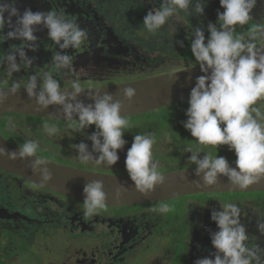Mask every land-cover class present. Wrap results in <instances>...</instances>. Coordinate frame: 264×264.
<instances>
[{"label":"flooded vegetation","instance_id":"flooded-vegetation-1","mask_svg":"<svg viewBox=\"0 0 264 264\" xmlns=\"http://www.w3.org/2000/svg\"><path fill=\"white\" fill-rule=\"evenodd\" d=\"M21 1L17 0L16 3L21 13L28 8L35 12L37 5L41 4L42 12L54 10L63 13L68 19H75L86 30L87 39L79 49L64 50L73 57V68L55 72L52 58L60 49L48 38L47 29L38 30L35 33L39 38L38 50L33 52L25 49L29 57L36 58L34 63L31 66L21 65V70L12 76L7 75L6 64L0 66V90L9 89L13 83L19 84V89L24 88L33 74L41 82L43 74L47 72H52L65 90H71L70 83L77 78L84 89H93L160 75L157 73L164 65L159 67V62L168 57L161 53L162 48L173 46L184 50L191 41L195 27L204 25L206 28L209 22L216 23L217 11H223L219 0H207L203 16L196 15L194 11L188 15L181 10L160 30L149 33L136 24L141 22V18L143 21L149 10L158 8L160 0H41L36 1L35 5L27 3L28 7L23 6ZM251 15L253 19L248 24L236 25L235 28L249 30L256 25L264 26V0H258ZM8 30L6 26L5 32ZM205 35L207 37L208 33L205 32ZM178 41H183L184 46L181 47ZM22 46L19 40L0 42V58L5 57L13 47ZM257 46H264V39L259 40ZM147 74L149 76L145 77ZM9 121L15 126L14 130L9 129ZM45 123L56 124L59 131L48 136L42 127ZM69 123L64 119L2 113L0 137L14 148L26 140L37 141L40 145L38 154L50 163L107 175L128 176L125 158L132 140L129 142L131 144L127 142L124 149L118 151L120 159L113 167L94 163L83 165L70 145L83 141L91 149V141L86 139V133L90 135L95 131V126L78 132ZM163 137L159 135L154 146ZM165 145L167 147V143ZM168 149L174 151L170 157L173 161L159 155H154V158L159 160L160 169L177 171V162H183L184 155L175 147ZM189 166L191 164L186 163L181 170L191 169ZM263 192H253L255 195L247 197L228 195L232 193H210L219 195L196 198L192 197L195 195H188L161 202L106 206L97 215L86 217L83 214V202L65 198L0 169V211L3 215L0 218V255L5 264L11 263L8 252L13 247H5V239L1 235L5 232L13 235L14 244L22 241V247L25 244L32 246L36 254L55 255L41 264H194L198 258L208 257L215 251L210 231L218 229L211 220V211L220 210L219 204L225 202L237 203L241 208V222L248 231L249 241L246 243L249 247L254 244L264 247V235L257 230V223L264 222V198L258 195ZM162 204H168L170 211L160 213L158 209ZM154 208L157 211H153ZM89 227L97 230V234L91 235L97 241L95 246L75 248L73 244L70 245L69 241L78 240L79 237L73 239L75 235ZM34 229L36 234L33 233ZM43 232L53 240L60 239L62 242L52 243V247L33 244L35 236ZM36 262L37 257H34L33 263Z\"/></svg>","mask_w":264,"mask_h":264},{"label":"clouds","instance_id":"clouds-1","mask_svg":"<svg viewBox=\"0 0 264 264\" xmlns=\"http://www.w3.org/2000/svg\"><path fill=\"white\" fill-rule=\"evenodd\" d=\"M16 3L17 0H0V42L19 40L23 44L22 47H13L0 58V66L6 64L7 75L19 72L21 65L34 63L36 58L29 57L25 49L38 50L39 38L34 33L41 29H47L48 38L60 49L52 58L53 70H71L73 57L64 50L79 49L87 39L86 30L63 13L54 10L33 12L30 8L21 13ZM206 3L207 0H160V6L149 10L142 24L149 33H155L178 11H185L188 15L194 11L203 16ZM219 3L223 11H217L216 23L209 22L206 28L204 25L195 27L192 33L190 50L203 74L196 78L190 91L185 110L187 119L181 123L197 144L214 146L217 153L219 146H227L236 156L235 167L218 154L209 152L201 156L200 148L189 147L185 151L191 153L188 160L195 165L194 174L200 177L203 186H214L223 176L233 188L247 189L264 180V111L255 106L264 99V47L257 46V42L264 39V26L250 28L246 36L235 35L236 25H246L253 19L251 13L258 0H219ZM178 43L184 46L183 41ZM70 88V91L62 89L53 73L47 72L41 82L36 74L31 75L24 91L37 110L59 106L63 119L78 132L94 125L95 131L90 135L86 133L91 149L83 141L70 147L83 165L94 163L113 167L120 159L118 151L127 144L125 130L131 127L127 117L121 114L124 101L131 102L136 90L125 87L123 100L115 99L109 92L101 95L98 90L87 95L86 100L91 102L86 103L79 98L85 89L78 78L71 81ZM18 89L19 84L13 83L8 93L0 91V104L8 99L9 94L15 95ZM8 127L14 130L15 126L9 121ZM42 127L50 137L59 131L56 124L45 123ZM167 139L171 142V136ZM155 143L153 133L136 134L125 158L130 180L139 192L145 194L165 183V176L159 170L160 162L153 156ZM39 152L40 145L34 140H26L13 150L0 146V158L30 160L32 173L39 176V185L44 186L53 177L48 159ZM83 195L84 216L93 217L106 208L107 194L102 180L87 181ZM219 205L220 210L211 211V220L218 229L210 231L215 251L208 257L198 258L194 264H264V247L259 244L249 247L246 243L249 235L241 222L239 205L233 202ZM158 211L167 213L170 206L162 204ZM257 230L264 235V222L257 223Z\"/></svg>","mask_w":264,"mask_h":264},{"label":"water","instance_id":"water-1","mask_svg":"<svg viewBox=\"0 0 264 264\" xmlns=\"http://www.w3.org/2000/svg\"><path fill=\"white\" fill-rule=\"evenodd\" d=\"M36 1L40 2L41 0H22L21 3L24 4L23 6L28 7V4L35 5ZM40 10H42V5L38 4L35 12ZM202 74L199 65H196L132 82L85 89V92L79 98L85 100L86 103H90L91 101L86 100L87 95L95 94L99 90L101 95L104 92H109L114 95L115 99L123 100V89L129 86L133 87L137 94L131 102L124 101L121 113L125 117H131L187 100L192 87L195 85L196 78ZM0 91L8 93V89ZM2 113H19L48 119H63L59 106H50L46 110H37L36 105L28 98L24 88L18 89L15 95L9 94L8 99L3 104H0V117ZM0 146H5L10 150L16 149L1 137ZM29 163L30 160L0 158V169L21 176L39 185L40 178L38 175L32 173ZM230 166L235 167V163H230ZM48 167L53 178L43 187L65 198L83 202V188L87 181L102 180L107 194V206L110 207L161 202L196 194L253 193L264 191V180L247 189H237L233 188L227 181V178L223 176L219 178V182L216 185L206 187L202 185L200 177L194 174V168H191L163 172L165 183L158 185L153 191L145 194L135 188L129 176H113L89 172L50 162ZM196 182H200L201 185H198ZM2 216L0 211V218Z\"/></svg>","mask_w":264,"mask_h":264},{"label":"rangeland","instance_id":"rangeland-1","mask_svg":"<svg viewBox=\"0 0 264 264\" xmlns=\"http://www.w3.org/2000/svg\"><path fill=\"white\" fill-rule=\"evenodd\" d=\"M142 23H143V21H142V18H141V22L139 21V24H136V25H138L137 27L138 28H144ZM183 29H185V28H183ZM237 29H240V28H237ZM236 35H241V34H236ZM178 54H180V53L178 52V53L165 54L168 57L165 60H160L159 67L161 65H164V66L166 65L168 70L171 69V68H175V67L176 68L177 67H181L182 69H185L184 64L180 65L182 62L179 61L180 58L178 57ZM155 69H156V67H155ZM135 72H139V71H135ZM147 76H149V74L145 75V77H147ZM147 114L148 113L127 117V119L130 121L131 127L129 129L125 130L126 132L124 133V139L126 138L125 140L129 143L130 140L133 141V137L136 134L153 133V134H155V137H157L159 135H162L164 137L161 138V140H158V144L157 145L153 146V156L155 155V157H156V156L159 155L163 159H169L171 157V154L174 153V151H172V149H168V148H171V146L172 147H175V146L178 147V145H176V144L173 145V143L171 144L168 141L166 134H167V132H170L169 130H165V132H155L154 133L152 130L146 129L143 126V122L147 118V116H148ZM178 130H180V127L178 128ZM177 132H179V131L174 130L173 133H172V136L174 138L173 140H174L175 143H179L181 141L180 138H177L178 137ZM186 133L188 134L189 137H192L189 131L186 130ZM168 142H169V144H168ZM165 143H167V147H166ZM129 144H131V143H129ZM159 151H160L161 155L159 154ZM215 154H218V156L226 157L229 160L230 163L231 162H235L234 160H236V156H235L234 152L233 151H229L227 146H219L218 153H217V150L215 148L214 149V155ZM163 156H165V158ZM184 159L185 158L183 157V160ZM183 162H188V160L185 159ZM189 168H195V166H191V167L189 166ZM160 171L161 172H166L167 169H160ZM203 195L204 196H208V195H219V194H199V195H195V196H192V197H194V198L199 197V196L203 197ZM228 195L247 197V196H253L255 194H253V193H247V194L234 193L233 194L232 193V194H228ZM258 195L260 197L264 198V192L261 193V194H258ZM11 198L13 199L14 196L11 195ZM188 198H191V197H188ZM9 203L11 204V202H9ZM33 233L36 234V229L33 230ZM58 234H59V236L61 238V235H60L59 232H58ZM95 234H97V230L95 228H93V227H89L87 229L81 230V234L80 233H78V235L74 234L75 236L73 237V239H75L76 237H79V238H77L78 240L69 241L70 245L73 244V246L75 248L76 247L79 248V246H83V245L95 246L97 241H95L96 239H93V237L91 236V235H95ZM1 235L5 239V247H7V248H10V246L13 247V249L8 252V257L11 258V260H12L10 264H41V263L45 262L47 259L55 257L54 254H49V253H43L42 255L36 254L34 252V250L32 249V246H29V245L27 246V244H25V246L22 247L21 246L22 241H19L18 244H14L13 240H12L13 235H9V234H7L5 232H3ZM56 240L58 242H62V241H59L60 239H56ZM61 240H62V238H61ZM57 241L53 240L51 237L46 236L44 234V232H43V233H39L38 235L35 236V240L33 241V244H36V245H38V244L39 245L46 244L47 246L52 247V243L55 244ZM53 247H55V246H53ZM12 251H14V252H12ZM34 257H37V262L36 263H33V258ZM0 264H5V261L3 260V257H1V255H0Z\"/></svg>","mask_w":264,"mask_h":264},{"label":"trees","instance_id":"trees-1","mask_svg":"<svg viewBox=\"0 0 264 264\" xmlns=\"http://www.w3.org/2000/svg\"><path fill=\"white\" fill-rule=\"evenodd\" d=\"M248 29H237L235 31V35L236 34H244L246 36ZM191 43V41H190ZM190 43L189 45L186 47H184V50H180L179 48H175L173 46L171 47H163L161 50L162 54H169V53H180L178 54V57L180 58L179 61H181L182 63L180 65L184 64V67H191V66H195L197 65L194 57L192 56L191 50H190ZM181 67H175V68H171V69H167V66H162L157 74H164V73H169V72H174L177 70H181ZM255 106L261 107V110L264 111V99L260 100L257 102V104ZM188 104H187V100L184 101H180L177 102L176 104L173 105H168L165 106L161 109L152 111V112H148V116L147 118L144 120L143 122V126L146 129H150L152 130L154 133L155 132H165V130H169L170 132H167L168 134H170L172 136V133L174 130L179 131L177 132L178 137L180 138V142L179 143H175L174 142V138L173 136L171 137V144L174 143L176 145H178L179 147L175 146V150H177L181 155H184V158L188 160V156L191 155V153L185 151L186 148H193L194 150L196 148H200L201 149V154L200 155H204V153H212L214 154V146L211 145H199L197 144V142L195 141L194 137H189L188 134L186 133V129L183 127L182 125V121H185L187 119L186 115H185V110L187 109ZM145 114V113H144ZM180 127V130H178V128ZM162 134V133H161ZM167 135L170 136V135ZM155 135V134H154ZM157 137H155V139H157ZM190 142V143H189ZM184 159V160H185ZM168 160L173 161V159L169 158ZM235 161V160H234ZM191 164V166H195L194 164H192L189 160L188 162H177V166L176 169L177 170H181L183 168H185V164ZM232 163V162H231Z\"/></svg>","mask_w":264,"mask_h":264}]
</instances>
